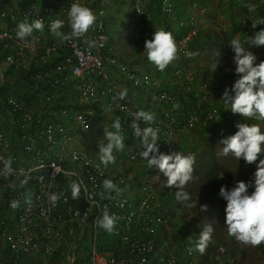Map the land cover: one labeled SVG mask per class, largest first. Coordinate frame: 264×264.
Listing matches in <instances>:
<instances>
[{
	"label": "built area",
	"instance_id": "2783aa9c",
	"mask_svg": "<svg viewBox=\"0 0 264 264\" xmlns=\"http://www.w3.org/2000/svg\"><path fill=\"white\" fill-rule=\"evenodd\" d=\"M83 1H32L19 12L0 5V18L7 21L0 28V64L20 76L19 90L32 99L26 104L16 95L19 90L9 87L0 95V157L12 158L15 173L7 180L0 177V211H5L0 216V264H32L36 259L39 264H58L61 247L68 239L83 243L87 238L89 264H227L224 246L211 242L205 254H189L198 238H182L171 232L169 211L154 189L159 169H148L139 156L142 138L134 136L130 113L143 109L155 114L151 126L159 129V149L166 154L184 147L199 153L208 143L234 134L235 123L243 119H231L228 111H220L213 103L212 79L199 80L193 62L159 71L147 60L145 68L120 58L107 30L108 14L103 4L91 9L96 23L89 34L97 47L89 49L81 38L59 43L50 33L51 21L65 20L62 31L70 32L66 29L68 9ZM191 1L197 5L201 0ZM246 1L253 0H235L239 4ZM132 4V36L142 47L155 29L142 23L150 17L146 0H132ZM196 7L201 14L206 13L204 6ZM176 9L175 0H160L163 16L176 20ZM19 18L28 22L43 19L44 31L34 30L26 41L19 40ZM250 18L255 17L245 21L249 36L264 28L258 25L252 29ZM204 19L190 14L179 21L182 30L174 38L181 55L188 57V52L196 51ZM115 73L146 96L143 106L129 98L113 99L123 91ZM177 103L179 108H174ZM117 118L125 148L115 153L116 163L105 168L99 160L98 142H107L103 138L105 127L113 131ZM141 126L148 125L141 122ZM73 129L86 141L84 147L73 142ZM133 164L146 167L143 179H137L139 175L129 169ZM26 175L30 176L28 183L21 184ZM104 179L113 180L124 190L122 194L101 199L98 193L103 191ZM70 181L81 185L77 200L71 198ZM12 182L15 190L9 187ZM58 192L65 195L53 207L48 197ZM26 194L31 196L30 204L25 203ZM12 200L20 201L18 209H11ZM105 207L116 217L112 234L95 223Z\"/></svg>",
	"mask_w": 264,
	"mask_h": 264
},
{
	"label": "clouds",
	"instance_id": "9594fccd",
	"mask_svg": "<svg viewBox=\"0 0 264 264\" xmlns=\"http://www.w3.org/2000/svg\"><path fill=\"white\" fill-rule=\"evenodd\" d=\"M246 7L250 12L254 11V6L246 5ZM250 19L252 29H256L258 25H264V16ZM95 23L96 15L91 8L79 2H74L67 12V26L70 28V32L62 31L65 27V20L62 19L51 21L49 30L59 43L64 44L71 42L73 39L86 37V34ZM34 30L44 31L43 19L37 18L31 22L24 20L18 23L16 37L21 41H26L27 38L33 35ZM85 43L89 49L98 46L97 42L92 39H86ZM228 44L234 53L232 59L238 78L235 79L231 87L224 89L221 99L225 104V110H229L233 114H239L244 122L237 121L235 123L237 131L234 134L223 136L218 141L222 147L217 155L227 157L231 154L237 160L243 158L247 165L255 163L256 169L247 182L236 180L234 186L230 189L222 185L219 196L226 201L225 225L227 226L228 236L234 237L245 246L258 247L264 243V158H260L264 156V131L261 128V124H264V60L257 63V55L246 49L245 44L255 47L264 46V28L255 31L243 42L241 39L233 37ZM179 51L173 34L165 30H156L152 38L146 39L144 42V53L147 61L159 71H164L170 64L178 60ZM196 55V52L187 53L188 57ZM216 67L217 65L214 66L213 71ZM126 98H128L127 90L120 91L113 97L114 100L120 101ZM153 99H156V97H153ZM173 107L179 108V104H174ZM121 110H123L122 106ZM130 116L133 118L130 127L134 136L142 138L140 146L143 151L139 153V156L147 162V168L155 167L167 177L165 187L177 189L175 192L177 201H190L189 193L183 189L194 178L195 157L192 154L185 155L181 151L171 152L170 154L160 151L158 145L160 140L159 129L151 126L156 119L155 114L151 111L140 109L130 113ZM248 121L259 123H248ZM141 122L148 126L142 127ZM111 127L114 129L113 131L108 130L106 127L104 130L103 138L107 142H98L99 160L105 168L110 164H115V153L121 152L125 148V136L120 119L117 118ZM0 163H2L0 177L7 180L15 174L11 157L7 159L0 157ZM220 177L222 178V175ZM29 179L30 176L26 175L20 183L27 184ZM9 187L15 190L16 183H10ZM69 188L71 198L73 200L79 199L81 185L76 181H70ZM102 188L103 191L98 193L101 199H115L124 191L111 179H104ZM250 188L253 189L251 193L249 192ZM113 192L115 196L112 195ZM64 195V192L50 193L48 199L51 206L55 207ZM25 203H31L29 194L25 195ZM9 204L13 210L20 207L19 200H12ZM121 206L123 205L121 204ZM200 208L201 211L206 212L208 205H201ZM95 223L107 233L112 234L115 231L116 217L110 215L105 207L102 217ZM213 233L212 224L205 225L195 242V246L188 249L189 254L192 252L205 254L212 241Z\"/></svg>",
	"mask_w": 264,
	"mask_h": 264
},
{
	"label": "rangeland",
	"instance_id": "374dc122",
	"mask_svg": "<svg viewBox=\"0 0 264 264\" xmlns=\"http://www.w3.org/2000/svg\"><path fill=\"white\" fill-rule=\"evenodd\" d=\"M32 1L41 4L43 0H0V5L1 7L6 8L14 7L18 9L19 12V10L25 6L23 5L24 3ZM89 1L91 5L90 3H86V6L89 8L93 6L92 9H95L96 6L94 4L96 3V0ZM113 1L114 0H110L108 3L105 2L103 4L107 14H109V10L110 13L113 14L111 16H116V18H118L117 22H119L121 26H126L131 17V14L129 15V13L130 11L132 12L133 9L132 0H126L125 4L123 2L125 0H118L117 4L119 5L117 7L110 5ZM159 3L160 0H146V9L149 12L150 17L143 20L142 23L144 26L154 28L155 31H168L170 27L167 29V20H165L159 12ZM121 5L124 9H119V6ZM246 5H248L246 2L239 4L233 2V0H218V2H215L212 9H209L208 11L210 19L218 26L213 30L212 26L209 24L214 31L213 34H215V36L211 34L210 37H207L211 31H207L208 34H206L207 32L202 34L201 37H203L196 49L197 55L193 57L195 64L194 69L196 70L200 68L204 75H207L213 80V102L223 107H225V104L221 97L224 89L226 87H231L235 79L238 78L235 73V64L232 59L234 53L229 47L228 42L233 37L241 39L242 42L246 39V36L243 33H241V35L238 31H234L232 26H234V23L236 26L238 20L240 22L242 17L247 20L251 16L255 18L264 16V0H253L251 5L254 6V11L252 12L248 10ZM176 24L181 27L179 21ZM106 25L108 33H114L116 25L112 24L111 18H106ZM174 25L175 24H171L173 29L168 32H171L172 34L179 30L181 32L182 29H175L176 26L174 27ZM238 25L236 26L237 29L240 28ZM131 43L134 44L132 41ZM121 47L125 48L127 46ZM141 48L144 50V46ZM246 49L257 55V63L260 62L259 59L263 60V55L261 53L259 54L257 51L255 52L253 48L250 47ZM136 62L139 61L136 60ZM216 65L217 67L213 71V68ZM207 67L209 68L208 70ZM0 69L2 73L5 72L4 66H0ZM3 78L8 80V87L10 89L13 88L19 90L21 88V84L17 82L19 76L15 73L8 74L7 77L3 75ZM0 80L2 79L0 78ZM117 80L118 83L127 85L125 80H123L118 74ZM1 93L2 92H0V94ZM248 123L259 122L248 121ZM261 128L262 131H264V124H261ZM73 134L76 136L73 142L80 147H84L86 141L83 140V137L77 135V131L74 129ZM221 147L222 146L218 142H210L199 153L193 151L190 147H184L181 151L185 155L192 154L195 157L194 178L183 189L189 193L191 197L190 201H177L175 197L177 189L165 187L167 177L160 171L157 174V181L154 183L155 192L169 211V221L172 226L171 232L175 233V235H179L182 238H185L186 235H193L196 238H199L203 227L207 224H212L214 233L211 242L219 246H224L226 249L225 260L227 261V264H264V243L258 247L245 246L238 242L234 237L228 236L227 226L225 225L226 201L219 196V190L222 185L227 186L230 189L234 186L236 180L247 182L255 171L256 164L247 165L243 158L237 160L231 154L227 157L218 156L217 153L221 150ZM260 158H264V156H261ZM129 169H131L132 172H136L135 175L137 176L146 170V167L141 164H133ZM221 175L222 178L220 177ZM144 177H140V179H143ZM251 191H253V189L250 188L249 192L251 193ZM189 204H191V206H189ZM204 204L208 205L206 212L201 211L200 208V206ZM88 245L89 239L84 240L83 243L78 240L76 243H72V240L68 239V241L61 247L62 253L57 263L89 264L84 258L87 254ZM231 257L234 258L233 263Z\"/></svg>",
	"mask_w": 264,
	"mask_h": 264
},
{
	"label": "crops",
	"instance_id": "0c3cea01",
	"mask_svg": "<svg viewBox=\"0 0 264 264\" xmlns=\"http://www.w3.org/2000/svg\"><path fill=\"white\" fill-rule=\"evenodd\" d=\"M63 1L66 4L69 0H63ZM109 1L110 0H96V3L94 5L97 8V6H99L100 4L102 5L105 2L108 3ZM117 2H118V0H114L110 5H114L115 7H117L119 5V4H117ZM121 2H119V3H121ZM123 2L125 4L126 3V0L123 1ZM175 2H176V7H177V9H176V18H175L176 20H171L172 22H168L167 21V23H166V24H168V25H166L167 26V29H169V27H170V29L168 31H170L171 29H173V26H171V24L172 25L175 24L174 25V27L176 26L175 29L181 28L176 23L178 21H181V19L189 16L190 14H194L197 17H201L202 16V17L205 18L201 22V24L203 26V29L201 30V35L202 34H205L207 31L208 32L211 31L212 33L209 32V35L207 37H210L211 34L213 36H215V34H213V32H214L213 30L215 28H217L218 26L214 23V21H212L210 19L208 11H209V9H212V6L215 4V2H218V0H201L200 3L197 4V5H194V3L191 0H175ZM233 2H235V0H233ZM30 3L31 2H29V3L27 2V3H24L23 5L26 6V5H29ZM86 3H90V1L89 0H85L81 4L87 5ZM191 3H192V5H191ZM246 3L248 5H251V3L248 2V1H246ZM90 5H91V3H90ZM192 6H194V7H192ZM196 6H199V7L200 6H204L206 8V14H201L199 12V10L196 9L197 8ZM3 8L8 9V10H11V9L18 10V9H16L14 7H12V8H10V7L9 8L3 7ZM92 8H93V6H91V9ZM119 9H124V7H122V5H121V6H119ZM108 13L109 14H108L107 17L111 18L113 25H116L115 26L114 33L109 32V35L111 36V42L114 44V47H115L116 54L119 55L120 58H122L124 60H127V61L128 60L129 61H132V60L136 61V60H138L139 63H141L143 65V67L147 68V65L148 64L145 63V61L147 60L146 54L144 53V50L141 48V46H139L137 44V42L135 43V41L133 39V36H132V30H131V27H130V25L132 23V17L129 16L130 18H129L126 26H123V25L121 26V24H119V22H117L118 21V18H116V16H111L113 14H111L109 10H108ZM130 14H131V11H130L129 15ZM22 21L23 20L19 18L18 22L20 23ZM245 21H246V19L244 17H242L240 19V22H239V20L237 22V25L239 24L238 26H240V28L237 29V27H236L237 25L235 26V23H234V26H232L233 27L232 29L234 31H238L240 34L243 33L246 36V38H247L249 36V34H250V30H249V28H247L248 26H245ZM159 22H160V20H159ZM6 24H7V21H4V20H2L0 18V28L1 27H4ZM209 24L212 26L213 30L211 29V26ZM164 25H165V22H164ZM66 29H68L70 31V28L67 26V20H66ZM208 32L206 34H208ZM89 33L90 32H88L86 34V37H81V39L84 42H85L86 39H90V34ZM179 34H180V30L173 33L174 37L175 36H178ZM202 37L198 40V43H200V40L202 39ZM131 41L134 44H132ZM131 44H132V46H131ZM121 46H127V47L124 48V47H121ZM248 47L253 48V50L255 52L257 51L259 54L261 53L263 55V60H264V46L255 47V46H251L249 44H246L245 45V48H248ZM261 50H262V52H261ZM125 51H128V52H125ZM178 56H179V59L176 60V61H174L172 64H170L167 67L168 69H172V68H175V67H178V66H184V65L189 64V62H191V63L193 62L194 63L193 57L183 56L179 52H178ZM198 59L200 60L199 57H198ZM259 61H261V59H259ZM2 65L3 64H0V66H2ZM200 65H202V64H200ZM193 68H194V66H193ZM208 69L209 68L207 67V70ZM4 71L5 72L2 73V71L0 69V78L2 79V80H0V92H2L0 95H2L4 92H7L8 91V85H9L8 80H6V78H3V75H5V77H7L8 74L9 75L11 74L9 71L6 70V68H5ZM195 71L197 73V77H198L199 80L204 79V78H210L207 75H204L203 71L200 68L196 69ZM115 77H116V81L118 83L117 73H115ZM212 82H213V80H212ZM118 85H119V87L122 90H127L128 98L131 100V102L133 104L138 105V106H143L144 105L146 96L143 93L138 92L136 89H134L131 86H129L128 83H127V85L118 83ZM213 100H214V98H213ZM224 109H225V107H224ZM4 213H5V211H0V216H2ZM87 240H88V238H87ZM85 250H86V248H85ZM86 256H87V254H86ZM86 256L84 258L87 261V257ZM31 263L32 264H39V260L38 259L32 260Z\"/></svg>",
	"mask_w": 264,
	"mask_h": 264
},
{
	"label": "trees",
	"instance_id": "16d2710c",
	"mask_svg": "<svg viewBox=\"0 0 264 264\" xmlns=\"http://www.w3.org/2000/svg\"><path fill=\"white\" fill-rule=\"evenodd\" d=\"M159 9H160V3H159ZM159 12H160V14H161V16L165 19V20H167L168 22H172L171 20L172 19H169V18H167V17H165V16H163L162 15V13H161V10H159ZM166 21V22H167ZM20 77V76H19ZM16 95L23 101V102H25L26 104H31V96H29V95H27L26 93H24V92H21L20 90L19 91H17L16 92ZM214 103V102H213ZM214 104H216L218 107H219V109H220V111L221 112H225V111H228V114H230L229 116H231V119H234V118H241L238 114H233V113H231V111H229V110H225L224 109V107L223 106H220V105H218L217 103H214ZM230 119V118H229ZM146 173H147V170H144L141 174H139V176H137V179H139V177L140 176H142V177H144L145 175H146ZM88 261V260H87ZM233 263V262H232Z\"/></svg>",
	"mask_w": 264,
	"mask_h": 264
}]
</instances>
